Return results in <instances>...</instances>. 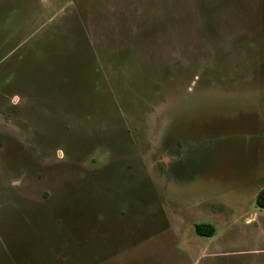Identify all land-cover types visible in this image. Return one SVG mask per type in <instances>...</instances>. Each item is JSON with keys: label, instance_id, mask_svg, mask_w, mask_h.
I'll return each instance as SVG.
<instances>
[{"label": "rangeland", "instance_id": "obj_1", "mask_svg": "<svg viewBox=\"0 0 264 264\" xmlns=\"http://www.w3.org/2000/svg\"><path fill=\"white\" fill-rule=\"evenodd\" d=\"M263 189L264 0H0V264H264Z\"/></svg>", "mask_w": 264, "mask_h": 264}, {"label": "trees", "instance_id": "obj_2", "mask_svg": "<svg viewBox=\"0 0 264 264\" xmlns=\"http://www.w3.org/2000/svg\"><path fill=\"white\" fill-rule=\"evenodd\" d=\"M256 204L258 207L264 208V189L258 194ZM194 230L196 234L201 237H211L214 235V228L212 225L197 224L195 225Z\"/></svg>", "mask_w": 264, "mask_h": 264}]
</instances>
